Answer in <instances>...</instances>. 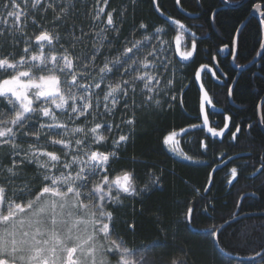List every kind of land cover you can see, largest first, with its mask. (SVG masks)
<instances>
[{
  "label": "snow or ice",
  "instance_id": "obj_1",
  "mask_svg": "<svg viewBox=\"0 0 264 264\" xmlns=\"http://www.w3.org/2000/svg\"><path fill=\"white\" fill-rule=\"evenodd\" d=\"M186 2L173 0L185 18L219 23L220 8L193 0V13ZM233 2L240 0H225ZM144 5L161 23L138 17ZM241 6L247 16L217 37L210 61L193 68L204 25L174 17L165 0H0V264H207L200 245L153 203L168 191L167 173L138 142L144 125L161 119L172 121L160 134L162 148L206 168L200 185L181 180L190 195L176 203L175 224L187 231L206 216L212 222L201 236L217 255L236 244L252 248L250 264H264V181L251 193L260 201L255 213L244 212L249 194L227 214L217 213L213 196L221 163L244 161L226 173L231 187L248 168L264 177V139L246 155L217 156L214 145L238 142L244 129L230 115L213 123L208 110L215 111L209 80L234 95L222 67L228 57L245 68L237 61L250 46L264 63V0ZM193 86L194 114L186 100ZM258 108L264 124V98ZM179 118L192 122L178 126ZM146 216L156 238L136 243ZM257 218L258 225L243 223Z\"/></svg>",
  "mask_w": 264,
  "mask_h": 264
},
{
  "label": "trees",
  "instance_id": "obj_2",
  "mask_svg": "<svg viewBox=\"0 0 264 264\" xmlns=\"http://www.w3.org/2000/svg\"><path fill=\"white\" fill-rule=\"evenodd\" d=\"M241 1L243 0H240V2ZM117 3H119V0H117ZM165 4L171 14L174 17L182 19L183 22L187 24L203 23L204 25L203 28L198 31V36L201 37L199 45L201 52L196 58V64L192 65L193 68L202 62L210 61L216 52V45L220 43L217 37L225 31L236 18L247 16V12L241 6L242 4L237 7H232L238 3L233 2L223 5L222 0H204L205 8L211 4L213 7H218L222 10L219 23L214 27H210L208 23L201 19L195 17L185 18L184 14L180 13L178 9L174 7L173 0H165ZM184 6L187 11L193 13L197 11V7L194 5L193 0H187ZM137 15L138 17L143 16L152 23L159 24L162 21V18L158 20L155 16L151 15L150 10L146 5L138 10ZM254 26L255 21H253V27ZM125 27H127V25H125ZM205 49H207V52L204 51ZM224 56V53H220L217 58L222 59ZM253 56L254 53L249 46L243 52L242 57L237 63L247 65L254 60ZM230 59L231 57H228V60ZM228 60L224 61L222 67L228 73V79L235 82L234 95L227 96L223 94L227 92V88H220L215 81H208L207 87L211 89V94L215 98V111L210 109V107L208 109L212 113L210 115V120L213 123L222 126L224 117L230 115L233 117V122L241 124L244 131L243 134L239 136L238 142L225 140L224 143L215 144L214 149L216 150L217 156H219L220 152H226L229 156H235L237 154L246 155L249 151L257 148L262 139H264V131L260 128L258 123V105L260 100L264 97V63L261 62L260 58L257 63L247 70L238 72L228 63ZM196 97V89L195 86H193L186 96L187 111L193 114L197 104ZM190 122L192 121L183 118H179L175 121L178 126L187 125ZM171 123L172 121L170 119H161L156 124L149 122L144 125L147 131L140 133L141 138L138 142V148L146 151L151 158L157 162L158 167L164 169L167 173L166 182L168 185V191L163 195H157L154 197L153 203L157 206H164L167 208L168 219L174 222V226L178 228L179 232L188 236L190 239H193L200 245V251L203 253L207 264H228L229 261H232L233 264H235L236 261H240V264H250L247 257L252 254V248L230 244L225 248V252L228 253V255L223 256L217 255L213 251L211 244L203 240L201 236V231L212 222L206 216H198L196 222L192 224L187 231H185L182 222L175 224L178 215H180L176 203L182 202L185 197L190 195V189L182 183L181 180H190L193 185H200L204 180L206 168L204 165H187V162L177 161L176 157L172 156L171 153L162 148L159 144L160 134ZM247 123L255 124V130H248L246 127ZM262 127L264 129V124H262ZM214 139L219 140L221 138L217 137ZM254 154L255 152L253 151V155ZM211 156L212 153H209V157ZM224 160H227V156L224 157ZM243 162L244 161L242 160H237L234 163H229L227 167H222L221 170L215 174L216 188L213 189V196L217 205L218 214H227L235 211V205L240 202L238 200V195L244 196L245 194L249 195L247 201L244 203V212L255 213L259 210L260 201L258 200V194L257 196H253L251 193L260 188V184L264 181V177H253L251 175V168H248L245 170V176L247 178L240 179L235 187H231L226 183V173H228L229 169L233 167L234 164ZM249 162L251 161L249 160ZM215 166L216 165H213V167ZM142 179H144L143 176ZM136 207L139 208L140 205L137 204ZM124 211L127 212L128 210L126 209ZM120 215H124V212H121ZM259 222L260 220L257 218L251 221H244L243 223L251 226L258 225ZM156 235L157 233L155 232L152 221L146 216L143 218L142 228L139 235L136 237L135 242L141 243L154 240Z\"/></svg>",
  "mask_w": 264,
  "mask_h": 264
},
{
  "label": "water",
  "instance_id": "obj_3",
  "mask_svg": "<svg viewBox=\"0 0 264 264\" xmlns=\"http://www.w3.org/2000/svg\"><path fill=\"white\" fill-rule=\"evenodd\" d=\"M247 0H243V1H241L240 3H238V4H236V5H233L232 7H237V6H239V5H241V4H243V3H245ZM222 4L223 5H227V3H225V0H222ZM231 6V5H230ZM225 54V53H224ZM260 59V57H256L252 62H250L249 64H247V67H245V68H238V67H236L234 64H231L232 65V67L236 70V71H238V72H242V71H245V70H247L248 68H250L252 65H254L255 63H257L258 62V60ZM264 98V97H263ZM260 104V103H259ZM260 117H261V110L258 108V121H259V119H260ZM259 126H260V128L264 131V129H263V127H262V124H259ZM227 161V160H226ZM221 168L222 167H224V165H223V163H221V166H220Z\"/></svg>",
  "mask_w": 264,
  "mask_h": 264
},
{
  "label": "rangeland",
  "instance_id": "obj_4",
  "mask_svg": "<svg viewBox=\"0 0 264 264\" xmlns=\"http://www.w3.org/2000/svg\"><path fill=\"white\" fill-rule=\"evenodd\" d=\"M210 107V109H212V106H209Z\"/></svg>",
  "mask_w": 264,
  "mask_h": 264
},
{
  "label": "bare ground",
  "instance_id": "obj_5",
  "mask_svg": "<svg viewBox=\"0 0 264 264\" xmlns=\"http://www.w3.org/2000/svg\"><path fill=\"white\" fill-rule=\"evenodd\" d=\"M232 66V65H231Z\"/></svg>",
  "mask_w": 264,
  "mask_h": 264
}]
</instances>
